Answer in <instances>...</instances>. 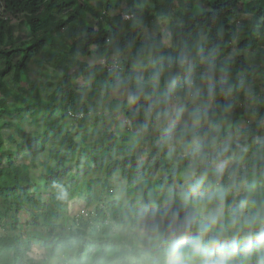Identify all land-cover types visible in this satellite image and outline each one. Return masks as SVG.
<instances>
[{
    "label": "trees",
    "instance_id": "obj_1",
    "mask_svg": "<svg viewBox=\"0 0 264 264\" xmlns=\"http://www.w3.org/2000/svg\"><path fill=\"white\" fill-rule=\"evenodd\" d=\"M112 10L118 13L111 15ZM122 14L129 18L122 19ZM18 16L30 38L7 47L9 18ZM158 21L176 29L179 40L204 39L206 48H216L219 61L228 62L231 77L243 74L247 79L252 94L237 101L232 114L237 128L250 127V105H255L256 120L264 122V0H0V227L9 231L0 237V253H10L4 264H142L137 245L113 234L110 222L127 229L131 207L159 194L171 181L170 166L163 155L149 165L138 161L129 124L124 132L101 129L95 137L86 135L89 108L109 77L98 72L87 91L72 82L86 71L84 56L93 51L110 55V39L120 47H139L146 35L158 34ZM78 53L84 56L78 58ZM44 65L59 74L56 81L38 80ZM255 78L259 86H254ZM68 123L75 130L67 128ZM34 132L41 139L50 136L47 143L52 147L40 164L38 182L33 171L43 148L32 151L28 165L16 164L34 144ZM77 159H85L86 174L93 175L84 188V207L94 205L88 219L69 216L70 189L64 192L66 199L49 192L69 186L58 182L69 175L70 164H80ZM154 173L159 177L151 178ZM116 176L126 185V201L100 206L95 185L111 197L108 182ZM40 191L48 194L46 201ZM22 213L27 220L21 224ZM65 214L71 228L55 234ZM20 225L31 231L27 241L11 234ZM32 240L45 251L40 260L27 256Z\"/></svg>",
    "mask_w": 264,
    "mask_h": 264
},
{
    "label": "clouds",
    "instance_id": "obj_2",
    "mask_svg": "<svg viewBox=\"0 0 264 264\" xmlns=\"http://www.w3.org/2000/svg\"><path fill=\"white\" fill-rule=\"evenodd\" d=\"M177 37L165 26L139 47L110 39V55L78 53L90 61L84 91L98 72L109 77L101 105L131 125L138 161L163 155L170 166L159 194L131 207L126 235L142 264H264V124L255 105L250 127L232 120L251 86L204 39Z\"/></svg>",
    "mask_w": 264,
    "mask_h": 264
},
{
    "label": "rangeland",
    "instance_id": "obj_3",
    "mask_svg": "<svg viewBox=\"0 0 264 264\" xmlns=\"http://www.w3.org/2000/svg\"><path fill=\"white\" fill-rule=\"evenodd\" d=\"M149 6L150 4L147 3ZM121 7V5H120ZM139 10H144L142 7L138 8ZM117 10H112L111 15L117 14ZM124 16V14H122ZM176 22V20L174 21ZM168 26L167 21H158L157 22V30L159 32L160 28ZM8 33H9V38L7 39L8 44H6L7 47L13 44H17L20 41H27L30 38V32L28 30V27L26 24L23 22L21 16L18 17H10L9 18V25H8ZM234 49H232L233 51ZM233 53V52H232ZM229 56L226 55V59ZM87 61V60H86ZM90 61H87L89 63ZM34 70V68H33ZM59 74L55 73L54 71H51L49 68H46L44 65V69L42 70L40 79L38 80H43V81H56L58 79ZM254 86H259L260 85V80L255 78L253 80ZM90 84V83H89ZM23 86H25L23 84ZM72 86L74 88H82V81L78 79L77 81L72 82ZM89 86V85H88ZM103 93H97L95 94L93 103L94 105L89 108V114L87 115V130H86V135L90 137H95L97 133L101 129H105L106 131L109 132H124L126 128L128 127V124H125L123 127L120 126V122L118 119H113L110 118L106 109L101 105V99H102ZM259 100V99H258ZM264 124V122L262 123ZM25 125L24 129L27 131L28 130V125ZM67 128L71 130H75V126L72 125L71 123H68ZM39 132H34L32 134V139L34 140V144L28 148L25 152V154L19 156L16 160L17 165H28L30 159H32V151L37 150L38 148H43V152L39 155V157L35 160V169L33 171L34 179L36 182H38V179L42 173V168L40 164L43 162H46L47 160V152L52 149V147L47 143V140L50 139V136H47L43 139L39 138L38 136ZM77 133L76 137L77 138ZM136 154V153H135ZM78 160V159H77ZM153 160L152 156H149L146 160L143 161L145 165H149L151 161ZM78 164H75L74 162L70 164V173L69 175L63 179L62 181H59V185L62 183H69L68 187H55L52 188L49 192L52 193H64L68 189H70V194L72 196V200L69 201L68 203V212L69 216H74L75 219L81 217L82 219H88V214L91 212V210L94 208V205L91 207H84L85 205V196H84V188L87 182L91 179H93V175L91 174H86V168L84 165L87 164L85 159H79L77 161ZM165 162H167L165 160ZM85 163V164H84ZM153 176V177H152ZM151 176V178H158V173H154ZM97 177L100 179V183H102V176L97 175ZM108 186L111 188V197L106 193L105 189L99 187V185H95L94 187V197L95 200L100 198L102 200V204L100 203V206H103V203L108 202L110 200H120L122 201L125 197V187L126 185L120 180L118 176L114 177L108 182ZM47 195L45 192L40 191V199L42 201L47 200ZM123 201V202H124ZM126 203V202H124ZM19 222L22 224L27 220V213H22L19 215ZM111 231L113 234H116L120 237H127L126 235V228H121L118 227L115 224H111ZM71 228V221L68 217H66V214L63 216L62 224L60 225L59 228L54 230V233H59V234H66L68 229ZM9 233V231H6L5 229H2L0 227V237L5 235V233ZM11 234H19L22 237L23 241H27L29 238H31V231L23 226L20 225L17 227L16 232H12ZM31 247L30 251L28 253V257L34 260H40L43 258L45 251L43 248L40 246V244L36 243L35 241H31ZM135 244V243H134ZM140 250V249H139ZM141 253L142 250H140ZM10 256L9 252H2L0 253V264H4L7 262L8 258Z\"/></svg>",
    "mask_w": 264,
    "mask_h": 264
},
{
    "label": "built area",
    "instance_id": "obj_4",
    "mask_svg": "<svg viewBox=\"0 0 264 264\" xmlns=\"http://www.w3.org/2000/svg\"><path fill=\"white\" fill-rule=\"evenodd\" d=\"M121 17H122V19H128L129 18V16H127V15L126 16L125 15L124 16L122 15Z\"/></svg>",
    "mask_w": 264,
    "mask_h": 264
}]
</instances>
